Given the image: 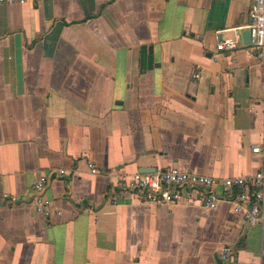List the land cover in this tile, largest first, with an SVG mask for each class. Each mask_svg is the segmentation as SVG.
<instances>
[{
	"label": "crops",
	"instance_id": "1",
	"mask_svg": "<svg viewBox=\"0 0 264 264\" xmlns=\"http://www.w3.org/2000/svg\"><path fill=\"white\" fill-rule=\"evenodd\" d=\"M251 3L0 2V264H264V229L228 196L157 205L120 186L264 170V61L242 36L216 48ZM42 172L50 216L32 205Z\"/></svg>",
	"mask_w": 264,
	"mask_h": 264
},
{
	"label": "built area",
	"instance_id": "2",
	"mask_svg": "<svg viewBox=\"0 0 264 264\" xmlns=\"http://www.w3.org/2000/svg\"><path fill=\"white\" fill-rule=\"evenodd\" d=\"M28 0H0L2 3H25ZM249 21L245 28L249 31V45L256 56L264 61V0H252L248 11ZM241 28H235L233 35L222 38L216 45L218 50L233 51L241 45ZM201 75L199 66L193 68L192 78ZM253 151L260 148L255 146ZM91 173L98 172L97 167L88 162ZM64 174L65 169H59ZM50 179V173H40L34 179L31 188L35 193L32 205L45 216L51 215L50 201L43 191ZM127 190L135 191L146 203L165 205L187 201L193 189L202 190V204L214 208L219 199L226 195L231 198L234 211L241 214L250 225H259L264 229V170L234 177L214 178L196 172L180 170L177 167L157 168L153 171H136L125 177L120 184ZM220 188V193L212 187ZM206 189V191H204ZM264 250V247H263ZM232 251L226 245L220 257L226 259Z\"/></svg>",
	"mask_w": 264,
	"mask_h": 264
},
{
	"label": "water",
	"instance_id": "3",
	"mask_svg": "<svg viewBox=\"0 0 264 264\" xmlns=\"http://www.w3.org/2000/svg\"><path fill=\"white\" fill-rule=\"evenodd\" d=\"M241 36H242L243 42H244L245 44L249 43V41H250V37H249V31H248L247 29H245V30H243V31L241 32ZM153 170H155V169H152V170H150V171H153Z\"/></svg>",
	"mask_w": 264,
	"mask_h": 264
}]
</instances>
